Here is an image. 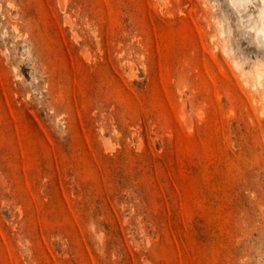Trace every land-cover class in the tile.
<instances>
[{"label": "rangeland", "instance_id": "obj_1", "mask_svg": "<svg viewBox=\"0 0 264 264\" xmlns=\"http://www.w3.org/2000/svg\"><path fill=\"white\" fill-rule=\"evenodd\" d=\"M0 264H264V0H0Z\"/></svg>", "mask_w": 264, "mask_h": 264}]
</instances>
